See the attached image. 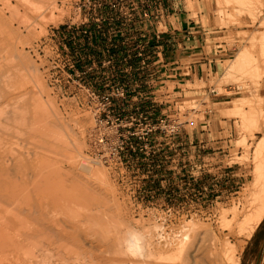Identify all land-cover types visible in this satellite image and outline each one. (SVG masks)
Segmentation results:
<instances>
[{
	"label": "rangeland",
	"instance_id": "rangeland-1",
	"mask_svg": "<svg viewBox=\"0 0 264 264\" xmlns=\"http://www.w3.org/2000/svg\"><path fill=\"white\" fill-rule=\"evenodd\" d=\"M252 1L206 0L234 53L173 90L142 64L146 0H0V224L13 220L0 225V264H147L149 248L153 264H203L227 238L240 241L239 264H264V219L239 233L254 159L264 161V0ZM117 88L116 133L97 115ZM219 129L229 149L205 146ZM100 132L123 142V168L95 161ZM57 220L71 236L57 238ZM129 230L146 237L145 256L126 246Z\"/></svg>",
	"mask_w": 264,
	"mask_h": 264
},
{
	"label": "crops",
	"instance_id": "crops-1",
	"mask_svg": "<svg viewBox=\"0 0 264 264\" xmlns=\"http://www.w3.org/2000/svg\"><path fill=\"white\" fill-rule=\"evenodd\" d=\"M188 1L195 3L190 7ZM146 4L149 6L144 15L154 22L142 29L140 45L145 56L142 64L154 69L150 77L156 82L151 83L160 84L163 89L171 86L174 90L195 77L220 73L223 62L233 55L234 49L225 40L228 32L208 12L206 0H146ZM225 98L218 97L215 103H223ZM224 132L217 130L218 139L212 138L211 143L206 137L205 146L229 149L231 140L220 139ZM228 133L231 135L232 131Z\"/></svg>",
	"mask_w": 264,
	"mask_h": 264
},
{
	"label": "bare ground",
	"instance_id": "bare-ground-1",
	"mask_svg": "<svg viewBox=\"0 0 264 264\" xmlns=\"http://www.w3.org/2000/svg\"><path fill=\"white\" fill-rule=\"evenodd\" d=\"M253 2L254 1H252V0H244V3L250 8L251 7V5L253 4ZM226 2H224V5L226 6V4H225ZM240 4V3H239ZM220 5V4H219ZM191 6V5H190ZM243 9V8H242ZM247 10H248V8H247ZM246 10V11H247ZM250 10V9H249ZM248 10V11H249ZM254 10V9H253ZM218 11V10H217ZM222 11H224V10H222ZM234 13V12H233ZM249 13V12H248ZM223 15V14H222ZM223 17H224V15H223ZM219 26H220V24H218ZM262 25V24H261ZM254 35V34H253ZM262 35H264V34H262ZM255 36V35H254ZM246 38V37H245ZM254 38V37H253ZM261 38H262V36H261ZM259 40H262L261 41V44L262 43H264V38H262V39H259ZM249 42V41H248ZM247 44V43H246ZM252 44V43H251ZM255 45V44H254ZM260 45V44H259ZM261 46V45H260ZM259 46V47H260ZM262 50H264V49H262ZM261 50V51H262ZM262 53H264V51H262ZM261 54V53H260ZM259 54V55H260ZM245 56H246V54H245ZM250 57V56H249ZM248 57V58H249ZM238 59V58H237ZM241 59V58H240ZM248 60V59H247ZM238 61H241V63L243 64V60H238ZM250 61V60H249ZM230 62V61H229ZM224 64V63H223ZM239 64V63H238ZM242 64H240V65H242ZM245 64H247V63H245ZM230 65V64H229ZM232 65V64H231ZM230 65V66H231ZM236 65V64H235ZM249 65V64H248ZM243 66H244V64H243ZM234 67H237V66H234ZM250 67V66H249ZM225 69V68H224ZM228 69H230V67L228 68ZM232 69V68H231ZM226 70H227V68H226ZM225 74H226V72H225ZM228 74H229V72H228ZM242 87V86H241ZM243 88V87H242ZM253 94V93H252ZM192 95V94H191ZM197 99V98H196ZM198 101V100H197ZM248 101V100H247ZM258 101V100H257ZM206 103V102H205ZM201 104V103H200ZM246 105H244L243 107H245ZM246 108H248V107H246ZM258 109V111H259V116L261 115V112H262V108L259 106V107H257ZM242 110V109H241ZM246 111V110H245ZM242 112V111H241ZM257 115V114H256ZM247 118H249V117H247ZM246 118V113L244 112H242V114H241V116H240V119H241V122H242V124H243V126L245 127L246 125H247V119ZM257 118V117H256ZM252 119V118H251ZM258 120V119H257ZM249 126V125H248ZM254 126V125H253ZM242 127V126H241ZM245 129H247V128H245ZM249 129H251V128H249ZM243 130V129H242ZM261 128H259L258 127V131H260L261 132ZM250 131V130H249ZM250 136V135H249ZM262 137V136H261ZM242 142V141H241ZM243 144H244V142H242ZM241 143V145H243ZM249 149V148H248ZM262 149H264V137H262V139L261 140H259L258 142H257V146H256V150L257 151H262ZM255 152V151H254ZM262 157H264V156H262ZM262 159V158H261ZM262 160H264V159H262ZM85 162V161H84ZM83 162V163H84ZM86 164V163H85ZM85 167V166H84ZM87 170V169H86ZM89 170H91V169H89ZM253 181H252V192L250 193V195H249V204L247 203V205H248V209H246V211H247V213H246V220H243V221H245V223H240V225H243V224H245V230H243V228H241V227H243V226H241V227H239V229H240V231H239V233H241V230H242V232H246V233H244V234H246V236H248V237H250L251 235H252V233L255 231V229H256V227L260 224V222L262 221V219H264V161H260L258 158H257V156H256V158L254 159V168H253ZM251 189V188H250ZM249 190V189H248ZM249 192V191H248ZM80 194V193H79ZM248 195V194H247ZM80 196V195H79ZM247 197V196H246ZM247 198V199H248ZM234 210V209H233ZM244 210V209H243ZM245 211V212H246ZM239 212H237V214H238ZM242 214V213H241ZM240 215V214H239ZM66 216V215H65ZM224 216V215H223ZM241 216V215H240ZM233 217L235 218L236 216L235 215H233ZM233 218V219H234ZM237 218V217H236ZM2 219V218H1ZM10 218H6L4 221L3 220H1V221H3V223L2 224H0V225H3L4 227H9L10 225H12V223L13 222H11V221H13L12 219H10ZM242 219H245L244 218V215H243V218ZM53 220V219H52ZM64 220V219H63ZM58 221V220H57ZM242 221V222H243ZM63 222V221H62ZM64 222H65V220H64ZM226 222V221H225ZM58 226H60V223H59V221H58ZM68 225V224H67ZM193 225V224H192ZM2 226V227H3ZM192 226H190L189 228H191ZM0 228H1V226H0ZM60 228V229H59ZM58 229V231H56V236H57V238L58 239H63V238H67V237H69V236H71L72 235V232L70 231V230H68L66 227H64L63 225H61L60 227H59ZM188 228V227H187ZM186 228V229H187ZM185 229V230H186ZM230 229V228H229ZM1 230V229H0ZM189 230V229H188ZM192 230V229H191ZM2 231H3V229H2ZM4 231H5V228H4ZM129 231H131V232H129ZM128 232H129V234H128V237L125 239V244H126V246L130 249V250H134V252L136 253V251L140 254V255H142L143 254V256H147V254H148V257H144V259L145 260H147V262L149 263V261L151 262V264H153L152 262H153V260L154 261H156L154 258H155V256H154V253H153V248L151 249V248H149V250L148 249H145V250H148V253H146L147 251H145V255H144V253H143V251H144V248L146 247L145 245L144 246H141V245H143V244H140V240H141V238H142V236H140L139 234H137V233H135V231H133L132 232V230H129ZM187 231V230H186ZM238 233V234H239ZM241 235H243V234H241ZM243 236H245V235H243ZM245 236V237H246ZM143 237H144V234H143ZM186 237H187V235L184 233V234H182L181 235V237H180V239H178V241L176 242V243H174L175 242V240L174 241H172L174 244H177L176 245V249H178L177 251H181L182 250V246H184V241H185V239H186ZM247 237V238H248ZM9 239V238H8ZM48 239V238H47ZM142 239H146V237H144V238H142ZM228 239V238H227ZM227 239H224L223 240V242H212L213 243V245L214 246H212L213 248V250H212V252H211V254L209 253V257H207L206 259H205V261L204 262H202L203 264H239L238 263V260H237V258H236V252H237V249H238V246L239 245H241L240 244V241H238L237 240V242H236V245H229L228 244V242H226L227 241ZM10 240V239H9ZM8 240V241H9ZM13 240V239H12ZM54 240V239H53ZM214 240V239H213ZM216 240V239H215ZM226 240V241H225ZM143 241H146V240H143ZM63 242V241H62ZM10 243V242H9ZM147 243H149L148 241H147ZM11 244V243H10ZM59 244V243H58ZM171 244V243H170ZM173 244V245H174ZM172 245V244H171ZM55 245H53V247H54ZM89 246V245H88ZM190 246V245H189ZM198 247H196L197 249H196V251L198 250V248L200 249V246L199 245H197ZM10 247V246H9ZM14 247V246H13ZM55 247H57V246H55ZM7 248H8V246H7ZM62 248V247H61ZM91 249V248H90ZM47 250V249H46ZM64 250H65V248H64ZM66 250H67V248H66ZM69 250H70V248H69ZM183 250H184V248H183ZM58 251V250H57ZM49 253V252H48ZM65 253V252H64ZM50 254V253H49ZM180 254V253H179ZM130 255V254H129ZM57 257L59 256V258L60 257H63L62 255H60V253L58 254L57 253V255H56ZM142 257V256H141ZM157 258H158V256H156ZM160 257V256H159ZM203 257V256H202ZM58 258V260H60ZM149 259V261H148V259ZM160 258H162V257H160ZM178 261H180V263L182 262L183 264H186L187 262H188V260H187V258L185 257V255H183V254H180L178 257ZM63 260V259H62ZM158 260H160L159 258H158ZM162 260H164V257L162 258ZM173 260H175V259H173ZM190 261V260H189ZM83 262V261H82ZM63 263V262H62ZM65 263V262H64ZM63 263V264H64ZM84 263V262H83ZM147 263V264H148ZM158 263H160V262H158ZM157 263V264H158ZM181 263V264H182ZM195 263V262H194ZM49 264V263H48ZM55 264V263H54ZM61 264V263H60ZM131 264H134V263H131ZM137 264V263H136ZM140 264V263H139ZM142 264H144V263H142ZM150 264V263H149ZM154 264H156V262L154 263ZM189 264V263H188Z\"/></svg>",
	"mask_w": 264,
	"mask_h": 264
},
{
	"label": "built area",
	"instance_id": "built-area-1",
	"mask_svg": "<svg viewBox=\"0 0 264 264\" xmlns=\"http://www.w3.org/2000/svg\"><path fill=\"white\" fill-rule=\"evenodd\" d=\"M124 91L122 89H115L111 93L103 94L100 96L101 109L97 115V124L101 126L102 124H110L109 127L115 128L116 133L119 126L123 122L118 116L110 115V108L112 100L114 97L123 96ZM103 116L104 119L99 118ZM107 127V128H109ZM119 138V136H118ZM93 146L95 148L94 159L97 163L108 167V168H123L126 162L122 156L124 149L123 142H115L109 133H97L94 137Z\"/></svg>",
	"mask_w": 264,
	"mask_h": 264
}]
</instances>
